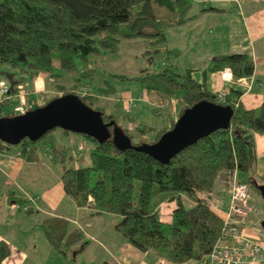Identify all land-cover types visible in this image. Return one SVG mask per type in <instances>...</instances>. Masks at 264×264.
Returning <instances> with one entry per match:
<instances>
[{"label": "trees", "instance_id": "1", "mask_svg": "<svg viewBox=\"0 0 264 264\" xmlns=\"http://www.w3.org/2000/svg\"><path fill=\"white\" fill-rule=\"evenodd\" d=\"M195 1L0 0V64L10 67L0 71L3 74L0 80L8 82L11 95L19 83H31L40 73L59 78L61 70L72 76L74 82L68 87L55 83L60 93L50 99L73 93L72 89L79 84L91 86L96 61L102 53L117 52L124 38H144L154 46L166 42L169 28L190 20ZM154 6L169 14H156ZM165 51L167 61L161 70H145L131 78L138 80L146 91L173 99L179 106L177 116L203 99L229 104L233 115L227 128L199 138L167 163L133 148L119 150L111 138L100 143L84 134L94 142L86 163L76 165L69 146H51V152L60 166L63 188L77 206L91 205L97 214L118 215L116 230L142 251L175 264L190 261L199 264L217 240L224 238L222 219L212 209L218 198L219 176L225 170H236L248 183L250 193L255 191L260 195L257 185L264 183V173H256L253 133L264 134V102L247 109L227 95L219 100L206 86L207 76L215 71L229 70L235 79L250 77L254 62L248 54L213 55L202 71L203 81L198 82L192 77L191 69H179L175 61L178 49L165 48ZM54 65L60 70L55 72ZM104 82L107 89L100 87V91L115 92L112 83ZM79 97L96 109L94 95ZM11 100L8 96L0 101V111ZM100 111L103 120L113 119L134 145L157 141L174 124L155 130L128 115L133 125L130 129L118 122L115 114ZM13 115L0 113V116ZM132 131L137 132L138 140L133 139ZM41 138L22 140L20 152L27 159L36 160V143ZM11 146L0 140V150ZM159 194H167L175 202L170 222H164L153 206V199ZM249 224L253 225L252 220ZM39 226L47 242L60 254H66V248L81 238L62 217L47 216ZM260 230L263 233L261 227ZM9 253V245L0 239V264Z\"/></svg>", "mask_w": 264, "mask_h": 264}, {"label": "crops", "instance_id": "2", "mask_svg": "<svg viewBox=\"0 0 264 264\" xmlns=\"http://www.w3.org/2000/svg\"><path fill=\"white\" fill-rule=\"evenodd\" d=\"M190 15V20L185 24L169 28L166 34L165 48L179 51L178 57H181L184 68L175 60L179 69H191L192 77L202 82V71L213 55L246 53L254 62L250 77L227 79L222 75L223 71H215L207 76L206 86L213 93L227 90L231 101L247 109L260 106L264 102V0H197ZM215 17L226 34L225 48L203 53L198 46L201 37L197 30L206 28L208 20L212 22L211 19ZM45 74L40 73L31 83H26L28 102L30 99L42 102L38 93L49 88ZM144 93L147 95L149 92L143 89L139 97ZM150 97L156 105L170 106V110L162 112L165 114V126L158 129L169 128L178 117L179 106L173 99L169 100L153 91ZM127 104L126 108L131 109L136 100L129 98ZM253 138L256 173L261 175L264 173V134L254 132ZM57 140L52 132L44 140H39L36 143V160L27 159L23 153L7 156L20 151V147H3L0 150V239L6 241L10 249L1 264H175L129 243L116 230L118 215L97 214L91 205L77 206L74 203L63 188L60 166L53 157L51 146L60 148L72 142L74 163L79 165L84 158L86 144L69 133H61ZM218 189V198L212 206L217 215L222 214L230 201L229 188L218 185ZM160 196L165 195H157L153 199V206L164 222H170L175 202L167 194L163 198ZM47 216L66 219L71 229L75 228L81 237L67 247L66 254L56 252L47 242L39 226ZM244 232L264 246V234L254 225L250 224V228ZM242 264H264V259Z\"/></svg>", "mask_w": 264, "mask_h": 264}, {"label": "rangeland", "instance_id": "3", "mask_svg": "<svg viewBox=\"0 0 264 264\" xmlns=\"http://www.w3.org/2000/svg\"><path fill=\"white\" fill-rule=\"evenodd\" d=\"M154 12L156 14H169L165 9L154 6ZM212 22H210V19L208 20V25L204 29H198L197 33L200 35L201 39L199 40L198 46L203 49V53L205 51L211 50H217L221 48L223 50L225 48L224 45V39H225V32L222 29L221 23L218 22L217 17H215ZM210 23V25H209ZM210 27L212 30L209 31ZM166 43L163 42L157 46H154L153 44L149 43V40L139 37H133V38H124L119 43V48L117 52L114 53H102L96 61L95 65V74L93 76V79L91 81V86L88 84H84L85 87L90 89V92L92 95L95 96L93 107L97 109V107H100V110H102L105 114H115L118 119L117 121L122 123L125 127H128L130 129L133 128V125L131 122L128 121L127 116H132L135 118V121L148 124L154 127L155 130H157L159 127L165 126V114L162 113L164 110H170V106H163L161 104L156 105V103H153V99L150 97L149 92L147 95L145 93L139 97L141 94V91L143 90L140 82L136 79H132L131 77H134L138 75L141 72L147 71H158L161 70L163 65L166 63V51L165 48ZM153 53L150 54L147 50H152ZM206 53V52H205ZM214 53V52H212ZM173 61V59H170ZM176 61H179L180 66L182 65L181 57H176ZM9 66L7 64H0V71L1 70H9ZM183 68V65L181 66ZM184 69V68H183ZM58 67L56 68V65H54V71L57 72ZM229 71V70H223V72ZM61 76L58 77H50L47 73L45 74L47 78V81L49 82V88L47 87L46 90L40 91L38 95L42 99V102L37 103L35 99H30L28 102L27 99V91L26 89V83H19L16 87L15 92H13L11 95H9V89L8 93L5 97L1 98L0 101H3L6 97L10 96L12 98L11 101L4 103L2 106V110L0 113L6 114V113H13L14 115L19 114V112L15 111V105L21 104L24 107V111L33 109L37 106L45 104L53 95H58L60 92L55 88V83H60L63 86H70L73 84L74 80L72 76H69L66 72L61 71ZM113 74H119L124 77H115L112 76ZM224 73H222L223 75ZM3 74L0 72V76ZM231 77H233L231 75ZM3 80V79H2ZM108 80L110 83H112L115 87V92H102L99 90L100 87H105L107 89V83L104 81ZM46 81V83H47ZM8 84V82L6 81ZM82 85H78V87H74L72 89V92L74 94H77L78 96V90ZM92 90V91H91ZM225 90V89H223ZM227 91V90H225ZM135 99L136 104L134 107L131 106V109H127V103L128 99ZM127 101V102H126ZM132 103L134 101H131ZM174 103H176L173 100ZM1 104V103H0ZM127 104V105H126ZM1 106V105H0ZM160 111V112H158ZM21 113V112H20ZM125 117H121L122 115H125ZM54 137H56V140L58 138V135L61 133H65L62 131L61 128H54L51 130ZM69 134L76 135L81 141H84L83 143L86 144V148L84 149V158L81 161L82 163L87 162L88 154L91 148L93 147V141L84 136L81 133H74L69 132ZM133 139L138 140L139 136L136 131H132ZM46 136L42 137L40 141L44 140ZM147 137V135H146ZM60 140V139H59ZM57 142H59L57 140ZM69 149L71 152H73V143L70 142ZM82 146L83 144L80 143ZM20 143L17 145H12L11 148L19 147ZM9 156V155H7ZM78 163V160H77ZM236 177L244 179L239 175V173L236 171ZM137 184H135L136 186ZM218 185H222L223 187H228L230 190V182L226 179L218 178ZM225 193V192H224ZM251 201L257 205L258 209L257 212L253 215L256 218H252L254 227L260 230V221L264 217V201L262 200L261 196L255 192L252 191L251 193ZM160 196L161 198L166 197ZM160 198V200H162ZM89 199H91L89 197ZM157 201V198H156ZM214 211V210H213ZM260 225V226H259ZM264 240V236H263ZM66 250H68L66 248Z\"/></svg>", "mask_w": 264, "mask_h": 264}, {"label": "water", "instance_id": "4", "mask_svg": "<svg viewBox=\"0 0 264 264\" xmlns=\"http://www.w3.org/2000/svg\"><path fill=\"white\" fill-rule=\"evenodd\" d=\"M232 115L233 108L229 104L203 99L185 108L172 128L167 129L157 141L134 145L113 119L104 121L100 110L86 105L77 94L67 93L23 113L0 116V140L17 145L24 139L36 141L48 131L61 128L90 136L100 143L111 138L119 150L133 148L167 163L199 138L227 128ZM257 189L264 201V183L257 185ZM260 225L264 234V217Z\"/></svg>", "mask_w": 264, "mask_h": 264}, {"label": "built area", "instance_id": "5", "mask_svg": "<svg viewBox=\"0 0 264 264\" xmlns=\"http://www.w3.org/2000/svg\"><path fill=\"white\" fill-rule=\"evenodd\" d=\"M223 73L225 78L231 77L229 71ZM89 92L90 89L85 86L78 90L80 96L88 95ZM7 93L8 84L5 80H0V97H5ZM216 94L219 100H224L228 91L220 90ZM15 111L25 112L21 104L15 105ZM20 153L17 151L14 154H8V157L19 156ZM219 178L230 182V201L222 214H219L223 222L224 238L217 240L210 253L199 264H242L264 259L263 244L244 234V230L250 228L249 220L258 209L257 205L251 201L248 183L236 177V170H225Z\"/></svg>", "mask_w": 264, "mask_h": 264}, {"label": "bare ground", "instance_id": "6", "mask_svg": "<svg viewBox=\"0 0 264 264\" xmlns=\"http://www.w3.org/2000/svg\"><path fill=\"white\" fill-rule=\"evenodd\" d=\"M30 149V148H29Z\"/></svg>", "mask_w": 264, "mask_h": 264}]
</instances>
